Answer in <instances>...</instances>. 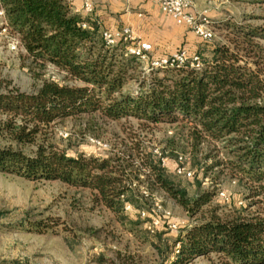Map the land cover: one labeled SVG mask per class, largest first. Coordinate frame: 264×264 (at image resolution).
Listing matches in <instances>:
<instances>
[{
    "label": "trees",
    "instance_id": "1",
    "mask_svg": "<svg viewBox=\"0 0 264 264\" xmlns=\"http://www.w3.org/2000/svg\"><path fill=\"white\" fill-rule=\"evenodd\" d=\"M0 6L26 58L63 75L61 80L42 81L31 94L0 93V139L5 141L0 147L1 173L88 190L95 206L119 219L124 205H142L141 187L148 194L163 190L191 217L210 207L212 194L190 198L168 178L169 165L172 174L181 167L179 147L195 168L193 178L202 171L204 176L214 169L220 170L218 175L227 171L246 186L248 198L264 195V51L255 42L264 40V28L226 23L223 29L233 38L228 43L198 38L199 46L189 56L199 59V69L185 64L156 70L163 77L140 78L139 89L131 92V72L143 62L126 56L122 41L107 47L101 25L73 12L67 0H0ZM96 114L112 121L174 124L175 136L167 141L172 160L162 167L139 145L135 155L98 157L70 156L48 143L50 125L81 118L90 123ZM204 147L208 153L202 159L211 163L202 170L197 159ZM259 208L253 215L233 211L223 216L213 209L200 222L182 227L175 238L153 243L160 264H190L200 258L208 264H264V203Z\"/></svg>",
    "mask_w": 264,
    "mask_h": 264
},
{
    "label": "rangeland",
    "instance_id": "2",
    "mask_svg": "<svg viewBox=\"0 0 264 264\" xmlns=\"http://www.w3.org/2000/svg\"><path fill=\"white\" fill-rule=\"evenodd\" d=\"M192 3L196 12L208 15L214 33L212 44L228 43L233 39L229 31L223 29L226 23L264 28L262 3L246 0H192ZM255 42L264 51V40L255 39ZM192 45L180 44L163 57H170L178 50H185L190 55L199 46L195 44L196 48L191 50ZM151 57L155 56L151 54ZM131 73L133 79L127 86L131 92L139 89L140 78L147 76L145 79L150 81L152 77H163L161 71L148 72L146 63ZM53 78L61 80L63 75L49 65L40 69L26 58V54L11 53L3 42L0 43V93L16 90L31 94L42 81ZM84 120L66 119L50 125L46 130L48 143L70 156L98 157L115 152L135 155L134 147L139 145L156 160L158 155L167 156L168 162L172 160L167 141L175 136L174 124L155 125L135 118L112 121L98 114L90 123ZM91 139L99 141L105 148L91 144ZM4 143L0 139V147ZM176 151L182 156V165H186L191 177L187 178L182 172L172 174L169 165L168 178L178 183L190 198L202 192L212 194L210 207L205 206L195 216H187L163 190L148 194L141 187L142 205L132 206L130 212L123 210V217L119 219L104 207L95 206L88 190L75 189L59 181L28 180L0 172V264H99V259L104 260L102 264H160L153 243L158 245L166 238H175L182 227L200 222L202 216L208 217L213 209L220 216L233 211L253 215L260 209L261 202L264 203V195L248 198L246 186L227 171L218 175L215 172L220 170L214 169L205 176L202 171L193 178L195 168L188 163V153H181L179 147ZM207 153L204 147L198 156L201 169L211 163L202 159ZM141 179L144 181V177ZM221 193L227 197V202ZM141 211L144 218L140 216ZM128 221L138 224L131 225ZM164 245L165 242H161V247ZM190 264L208 263L200 258Z\"/></svg>",
    "mask_w": 264,
    "mask_h": 264
},
{
    "label": "built area",
    "instance_id": "3",
    "mask_svg": "<svg viewBox=\"0 0 264 264\" xmlns=\"http://www.w3.org/2000/svg\"><path fill=\"white\" fill-rule=\"evenodd\" d=\"M153 2L158 6L161 13L170 17L177 26L184 27L190 30L194 35L204 41L210 42L214 38L213 29L211 22L208 18L206 12L198 13L194 10V4L192 0H153ZM82 11L85 13L86 17H90L93 11V1L83 0ZM102 39L107 47H113L117 42L122 41L127 44L126 56H133L138 60L146 63V68L148 72L164 69L167 67H181L188 64L189 67L199 69V59L196 56H189L187 51L178 50L174 55L170 57H151V46L147 43L138 41L130 28H122L116 31H104L102 33ZM4 43L6 49L11 53H24L26 51L21 46L18 36L13 33L10 29L4 11L0 6V43ZM91 144L104 149L105 146L97 140L91 139ZM162 167L167 165V158L158 155L157 159ZM179 164L182 165L183 158H178ZM187 168L183 165L177 168L176 172H182L187 178L191 177V173L186 170ZM221 197L225 198L227 202V197L221 193ZM132 208L131 205L126 204L124 211L130 212ZM141 218H144V212H140Z\"/></svg>",
    "mask_w": 264,
    "mask_h": 264
},
{
    "label": "crops",
    "instance_id": "4",
    "mask_svg": "<svg viewBox=\"0 0 264 264\" xmlns=\"http://www.w3.org/2000/svg\"><path fill=\"white\" fill-rule=\"evenodd\" d=\"M73 12L86 17L83 0H67ZM91 18L105 31L130 28L134 37L151 46L154 58L163 57L186 43L193 50L198 38L160 12L153 0H93Z\"/></svg>",
    "mask_w": 264,
    "mask_h": 264
}]
</instances>
